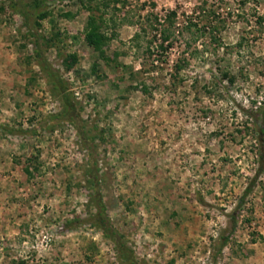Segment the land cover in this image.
I'll list each match as a JSON object with an SVG mask.
<instances>
[{
	"label": "rangeland",
	"instance_id": "1",
	"mask_svg": "<svg viewBox=\"0 0 264 264\" xmlns=\"http://www.w3.org/2000/svg\"><path fill=\"white\" fill-rule=\"evenodd\" d=\"M32 2L0 0V126L16 130H0V264H127L97 227L58 230L95 212L89 150L134 264H264V174L217 251L256 166L245 111L264 99V0H45L38 25L20 13ZM170 11L161 51L149 23ZM90 14L110 38L102 55L84 40ZM63 92L87 144L55 117Z\"/></svg>",
	"mask_w": 264,
	"mask_h": 264
},
{
	"label": "trees",
	"instance_id": "2",
	"mask_svg": "<svg viewBox=\"0 0 264 264\" xmlns=\"http://www.w3.org/2000/svg\"><path fill=\"white\" fill-rule=\"evenodd\" d=\"M85 7L91 11V1L92 0H80ZM45 0H33L31 3V10H21L20 13L24 19L28 16L33 15L35 17V23L39 24V21L48 16L49 10L45 4ZM88 3V5H86ZM175 15L174 11H170L162 22H158L157 17H154V20L149 23V28L152 29L155 33L152 35V38H156V33L159 34L160 40L159 44L156 46L161 51L167 50L171 45L169 42L170 30L169 27L172 25V18ZM165 22L166 26L163 24ZM157 23V24H155ZM191 25L189 24L187 28ZM160 26V27H158ZM145 32L144 28H141ZM26 35L29 37L31 34L29 30H26ZM33 36V35H32ZM139 37V33L134 34V38ZM85 42L92 46L99 54H103V46L106 45L107 41L110 38L100 30L97 20L93 14H90L86 20L85 32H84ZM153 40H150L148 43H152ZM33 44V55L36 58L40 67L46 72V74L52 78L53 82L59 80L57 74H54V69L51 68L46 57L41 51L39 39L34 36L32 39ZM104 58H106L104 56ZM77 62L76 54H67L62 60V65L67 69H71L73 65ZM182 64L176 63L174 65L175 71L181 69ZM227 74V73H224ZM60 81V80H59ZM145 90V88H144ZM66 92L62 93L63 102L62 110L55 117L61 118L67 122H70L76 128L78 135L81 137L82 141L87 144L89 136L88 131L82 126L80 115L76 112L74 105L67 99ZM246 115L251 121V131L253 133V140L255 142V168L253 175L248 179L245 187L243 188L241 194L238 196L233 208L226 213L228 218V228H225L223 234L220 235V243L217 249L220 252L225 245L228 243L231 235L236 229L237 220L240 215L242 208L245 206L247 198L252 193L253 189L260 182L261 176L264 174V99L259 101L258 104H253L251 108L247 109ZM0 130H4L8 133H16L15 129L8 126H0ZM19 132L23 133L27 130L20 129ZM86 148L89 149V146L86 145ZM98 160L93 155L92 151L88 152V162L86 169V182L92 191L90 195L91 203L95 209V212L90 214L86 218H79L78 216L65 220L58 228L59 231L65 232L71 229H74L78 226H84L86 223L90 227H97L102 235L114 243L115 250L117 252L118 258L127 264H134L133 254L126 247L125 243L121 240V235H118L117 232L112 228L109 219L106 214V207L102 201L100 190H99V168Z\"/></svg>",
	"mask_w": 264,
	"mask_h": 264
}]
</instances>
